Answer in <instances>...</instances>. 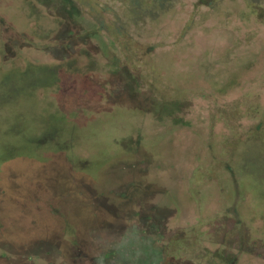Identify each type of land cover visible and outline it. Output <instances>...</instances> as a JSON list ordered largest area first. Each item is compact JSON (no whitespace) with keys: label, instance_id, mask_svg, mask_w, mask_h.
<instances>
[{"label":"rangeland","instance_id":"rangeland-1","mask_svg":"<svg viewBox=\"0 0 264 264\" xmlns=\"http://www.w3.org/2000/svg\"><path fill=\"white\" fill-rule=\"evenodd\" d=\"M0 264H264V0H0Z\"/></svg>","mask_w":264,"mask_h":264}]
</instances>
